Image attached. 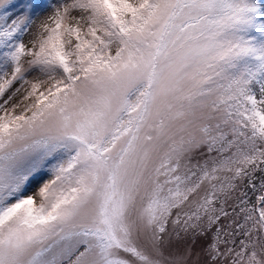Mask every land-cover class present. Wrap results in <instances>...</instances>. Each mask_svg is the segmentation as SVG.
<instances>
[{"label": "snow or ice", "instance_id": "obj_1", "mask_svg": "<svg viewBox=\"0 0 264 264\" xmlns=\"http://www.w3.org/2000/svg\"><path fill=\"white\" fill-rule=\"evenodd\" d=\"M0 264H264V0H0Z\"/></svg>", "mask_w": 264, "mask_h": 264}, {"label": "rangeland", "instance_id": "obj_2", "mask_svg": "<svg viewBox=\"0 0 264 264\" xmlns=\"http://www.w3.org/2000/svg\"><path fill=\"white\" fill-rule=\"evenodd\" d=\"M49 14H50V12L49 13H45L43 16H41V19L45 18V16H47ZM37 23H39V20H37ZM29 38L30 37H25V42H27V40ZM18 86L19 85H16V87H18ZM184 246L190 247L193 250V252H194L193 259H195L196 255H199L200 248H201V242H191V241H188V242H186V244Z\"/></svg>", "mask_w": 264, "mask_h": 264}]
</instances>
